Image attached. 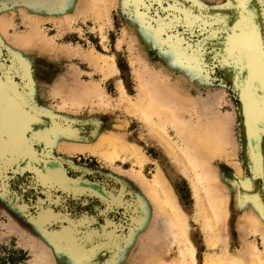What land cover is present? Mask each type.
I'll return each instance as SVG.
<instances>
[{
	"label": "rangeland",
	"instance_id": "obj_1",
	"mask_svg": "<svg viewBox=\"0 0 264 264\" xmlns=\"http://www.w3.org/2000/svg\"><path fill=\"white\" fill-rule=\"evenodd\" d=\"M81 2L86 3V6ZM88 2V0H7L5 5L0 7V15L4 14L6 17L1 15L0 18L7 19L8 14V18L14 23L12 26H4L3 36L0 37V78L6 77L12 90L13 86L15 87L14 90L28 113L30 109L36 110V118L29 121L24 138L30 140L33 136H39L40 132L56 127L63 129L62 136L52 138L50 143L45 144L43 140H38L32 146L34 152L41 154V158L31 160L27 156H21L15 163H9L15 144L10 141V135L4 134V126L0 124V141H3L5 153L2 174L11 193L6 197L0 196V264H36L34 253L41 250V246L49 249L53 264H72L66 245L73 235L78 236L81 242L92 249L90 264H109L115 257L120 258L117 264H154L151 260L148 261L150 257L146 260L150 254L147 251L153 253L163 243L161 240L157 243L154 239L157 238V234L160 235L158 232L161 231L159 228L163 222L162 217L160 215L158 217L152 208L149 209L153 215L146 216L142 200H149L139 189V176L150 180L159 168L166 173L169 184L186 213L190 226L189 237L195 248L197 264H204L207 257L216 253L207 247L202 222L194 217L195 198L191 179L178 173L171 159L160 151L156 142L147 139V130L140 126L135 116L125 111L124 103L119 100V88L122 86L127 95L134 100L138 94L139 72L158 73L160 79L173 83L179 77L182 78L183 87L189 88V91L183 90L186 92L183 95L193 101L190 100L191 116L194 105L200 114L213 113L221 117L225 123L227 139L232 146L228 151L233 153V156L229 153L228 157H216L212 165L224 179L234 184L240 181L236 174L238 169H235L239 164L244 181L240 185L241 190L248 193H242L243 196L259 194L264 202V178L262 176L255 178L249 166L247 139L249 107L239 86L248 78L249 72L247 69H238L232 61H217L213 65L217 54H220L223 60L228 34L223 38L209 41L204 63L211 67V71H201L195 63L177 59L167 48L158 47L141 26L131 19L130 13H126L125 0H114L112 4L97 0V6L100 11L102 10L101 18L86 13ZM225 2L226 0H201L206 6ZM249 2L259 32L261 30L259 0ZM64 14L75 17L69 18ZM221 15L228 19L229 27L238 19L237 14L231 11L221 12ZM34 16L37 18L41 16L36 18L38 22L41 20L39 27L45 31L47 40L55 43L56 52L37 50L31 61L33 72L29 73L28 77H22L24 69L18 66L14 59L13 52L16 49L10 43L13 44L12 40L17 39L19 33L27 32L30 25L35 22ZM52 17L60 20H53ZM91 50L101 58L97 61V64H100L96 66L99 67L98 70L92 62L90 65V59L86 55ZM107 62L114 65L113 73L107 71ZM171 64L174 67H171ZM107 73L109 75L106 76ZM182 74L189 77L188 80ZM91 81L97 83L106 94V99H109L111 105L105 109L100 108V105H87L82 108L72 105L71 91L79 85L90 84ZM27 84H30L29 87ZM57 89L61 90L58 95L55 92ZM168 128L172 140L177 141L172 127ZM110 132L124 136L127 142L136 145L139 153L144 156L143 159L139 160L133 151L118 147L113 157L102 156L103 153L111 152L107 147H102L97 152H75L70 148V143L90 145L99 135ZM65 134L73 138L64 137ZM261 137L264 156V133ZM231 161L232 163H229ZM35 171L53 174L59 172L63 180L69 183L58 187L29 186L26 192L23 191L24 185L28 184ZM246 204L245 210L241 209V204L231 207L225 223L226 245L235 251L241 248L240 241L246 238L245 241L256 245V248L264 253L262 237L245 233L251 232L250 229L247 230L248 225L244 226L248 224V219L240 217L245 216V212L250 210V206ZM41 206L50 210L55 219L49 220L42 216ZM153 218L156 219L155 223ZM244 219L247 222H244ZM241 222L244 229L247 227L246 231L240 228ZM155 227L160 230L157 234L150 231L155 230ZM163 227L162 225V229ZM151 232L154 235L149 234ZM30 236L37 237L36 240L41 246L37 248L39 244L35 243V248H32L30 243H27L31 239ZM21 242L26 245H22ZM140 245L144 252L140 250ZM177 252L178 245L173 244L167 257L175 258Z\"/></svg>",
	"mask_w": 264,
	"mask_h": 264
},
{
	"label": "bare ground",
	"instance_id": "obj_2",
	"mask_svg": "<svg viewBox=\"0 0 264 264\" xmlns=\"http://www.w3.org/2000/svg\"><path fill=\"white\" fill-rule=\"evenodd\" d=\"M88 1V10L86 13L90 14V16H96L97 18L100 17V12L102 10L100 11V9L98 8L96 4L97 0ZM104 1L105 3L109 4H112L114 2V0ZM105 3L103 4L105 5ZM83 5L86 6V3ZM83 10H85V8ZM78 14L79 13L76 14V17H78ZM1 15H3L4 17V14ZM64 15L66 16V14ZM8 16L9 15L7 14V19H4L6 17L0 18V37L3 36L4 26H12L14 24L12 19H9ZM67 16H69L70 18V16L72 15L69 14ZM36 18L37 17L34 16L35 22H33V24H28L30 25V27L27 32L23 31L22 33H19L18 38L14 41L12 40L13 44L10 43L11 41L8 42L11 46H15L16 50L14 52L12 50V52L18 66L24 69V75L22 77H28L29 73L33 72L31 61L33 60L34 55L37 53V50L44 52H53L55 48V43H53V41L51 40H47L45 31L40 29L39 27V22L41 20L39 19L40 21L38 22V18ZM31 19L32 21L34 20L33 18ZM31 19H29V21ZM54 19L56 18H53V20ZM59 20L60 19H58L57 21ZM32 21H30V23H32ZM66 23L67 22H65V24ZM86 55L90 59V65L91 62L95 65V67L97 65H100L97 64V61H99L100 57L99 55H95L93 53V50L89 51V54ZM171 67L174 66L171 64ZM101 68L103 69V67ZM96 69L98 70L99 67H96ZM106 69L108 72L112 71V73L115 71L114 65L112 63L109 64L108 62ZM107 75L109 74L107 73L106 76ZM182 75L183 77H187L185 74ZM188 78L189 77H187L186 79L188 80ZM6 79V77L3 78L2 76L0 78V124H3L4 126V134L10 135V141L13 142L16 146L17 139L20 135L21 130H23L24 138V132L27 129L23 128L24 124H27V127L29 126V120H27L26 117V114H28V110L24 106L17 92H15V87L13 86V91L10 87V84H8L9 81ZM181 79L179 77V79L175 83H173L172 81H164L160 79L158 73L151 74L147 71L146 74H143L139 72L137 75L138 94L136 95V98L133 100V98L127 95L125 89L120 86L119 100L124 103L123 107L125 111L129 115L135 116L138 119V123L140 124V126L147 130V139L155 141L160 151L165 156L167 155L171 159L175 170L178 173L191 179L193 195L195 198L194 217L196 218V220L202 222V231L205 235L207 247H209L213 251V253H216L214 256L207 257L204 264H264V253L259 251L256 248V245L249 243L248 240L245 241L246 238L243 239L247 244H245L243 240L240 241L241 248L236 249L235 251H232L229 246L226 245V235L224 232L225 223L230 214L231 207H237L241 204V209L245 210V206L247 205L246 203H248V205L250 206V210L245 212V216L240 215V217H246L248 219V224L244 223V226L248 225L249 228L247 229V227H245L244 229L243 222L240 223V228L245 231L246 229L248 231L250 229L251 232L249 231L245 233L260 235L262 237V241L264 242V202L262 201L263 199L260 198L261 195H245L248 193L241 190L240 185H242V182L244 181L242 180L243 175L241 177V174L243 172L240 171L241 168H239V164L238 166H236L238 168L235 169H238V172H236V174L240 180V184L235 182L234 184H232L228 179H224L222 177V174L219 173L218 170L212 165L216 157L224 158V156H227V154L231 153L228 151V148L232 149V146H230L231 142L229 141V139H227L228 132L226 130L225 123L221 117H218L213 113H209V115L200 114V112H198L197 110L198 108L195 109L194 105H192L191 116L190 102L192 100L191 98H186L183 95V90L189 91V88L183 87V80ZM91 82H89L90 84H84L81 86L79 85L71 91L72 95L70 100L72 105L76 108H82L87 105H100V108L103 107L104 109L107 106L111 105L109 99H106V94L104 93L103 89L100 88L97 83ZM64 83L65 82H63V84ZM27 85L29 87L30 84ZM60 91V89H57V91L55 92L58 95ZM63 94L64 93H62V95ZM247 101L249 107L247 138L249 144V166L255 178L256 176H262L264 178V174H262L260 171L261 168H264V156L262 154L261 146V135L264 133V119L261 118L260 112L255 102L251 100ZM65 103L66 101H64V104ZM168 126L172 127V129L174 130L178 138L177 141L172 140V136L170 134ZM122 127L123 126H121V128ZM45 131L46 130H44L43 132ZM41 133L42 132H40V134ZM64 137L70 138L72 136L69 137L68 134H65ZM44 143L46 144L48 142L44 141ZM70 144V148L75 152H97L102 147H107V149L111 150V152H108V154L105 153L106 155L103 153V157H113L115 155L117 147L121 148L122 150L128 149L130 151H133V153L137 155V158L139 160H142L144 157L139 153V149L136 145L127 142L124 139V136H119L118 134H114V132L99 135L97 140L90 145L79 142ZM66 145L69 146V144ZM231 154L233 156V153ZM234 162L235 164H237L236 161ZM229 163H232V161ZM139 178V189L149 200H142L146 216L151 217L153 215V212L149 209L152 208L153 210H155V212H157L158 217L159 215L162 217L163 220L161 219V222H163L162 225L164 226L163 229L162 225L161 228H159L161 231L158 230L157 227H155V230H150L155 231L156 234L157 231H160L158 232L160 235L157 234V238H155L154 236L153 237L157 241V243L160 240L163 241V243L153 253L150 250L147 251V253L150 254L146 257V260L150 257L148 261L150 262L151 260V262H154V264H197L195 248L192 245L189 237L190 226L188 224L186 213L181 208L172 189V186L169 184L166 173H164V171L159 168L156 170V173L153 174V177L150 180L145 179L143 176H139ZM242 193H245L244 196ZM231 198H233L232 201ZM153 219L155 223L156 219ZM245 219L244 222L246 221ZM150 226L152 228L154 227V225ZM149 234L153 233L151 232ZM30 237L31 239H29L27 243H30L29 245H31L32 248H35L34 244L36 243L37 245L38 243L36 240L37 237ZM21 244L26 245L22 242ZM173 244L178 245L177 256L175 258L171 257V259H169L167 256L170 252V247ZM39 246L41 245H37V248ZM141 248L142 246L140 247V250L144 252V250ZM217 249L220 250L217 251ZM38 252L35 251L34 253L36 256V258H34L35 262H37L36 264H53L48 248L41 246V250H38ZM118 261H120V258L116 259L115 257L109 264H117Z\"/></svg>",
	"mask_w": 264,
	"mask_h": 264
},
{
	"label": "snow or ice",
	"instance_id": "obj_3",
	"mask_svg": "<svg viewBox=\"0 0 264 264\" xmlns=\"http://www.w3.org/2000/svg\"><path fill=\"white\" fill-rule=\"evenodd\" d=\"M6 2L7 0H0V7H3ZM124 9L158 47L167 48L169 53L177 59L195 63L201 71H211V67L204 63L209 41L223 38L225 34H228L223 60L221 55L217 54L212 63L215 65L217 61H232L238 69L248 70V78L239 86L242 88L245 99L255 102L261 118L264 119V0H259L261 15L259 32L254 14L250 10L249 0H226L223 4L212 6L204 5L201 0H125ZM225 11L234 12L238 16L231 27H229L228 19L221 15V12ZM26 117L29 121L35 119L36 110L30 109ZM23 128L26 129L27 124H24ZM62 132V128L56 127L29 140L23 138V130H21L8 162L15 163L21 156H27L31 160L41 158V154L34 152L32 146L38 140L50 143L52 138L61 135ZM4 156L3 141H0V196L6 197L11 193L2 174L5 166ZM260 171L264 174V168ZM67 183L69 182L63 180L59 172L53 174L35 171L22 190L26 192L29 186L58 187ZM41 208L42 216L49 220L55 219L50 210L43 209V206ZM66 251L71 255L72 264H90L92 249L81 242L78 236L73 235L68 240Z\"/></svg>",
	"mask_w": 264,
	"mask_h": 264
}]
</instances>
